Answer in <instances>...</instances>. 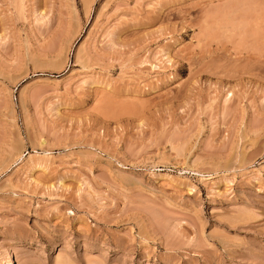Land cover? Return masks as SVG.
<instances>
[{
  "label": "rangeland",
  "instance_id": "1",
  "mask_svg": "<svg viewBox=\"0 0 264 264\" xmlns=\"http://www.w3.org/2000/svg\"><path fill=\"white\" fill-rule=\"evenodd\" d=\"M0 264H264V0H0Z\"/></svg>",
  "mask_w": 264,
  "mask_h": 264
}]
</instances>
